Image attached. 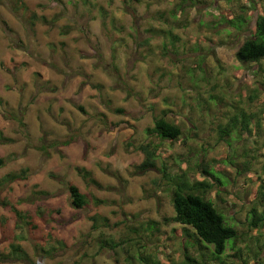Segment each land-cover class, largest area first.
I'll list each match as a JSON object with an SVG mask.
<instances>
[{"label":"rangeland","instance_id":"rangeland-1","mask_svg":"<svg viewBox=\"0 0 264 264\" xmlns=\"http://www.w3.org/2000/svg\"><path fill=\"white\" fill-rule=\"evenodd\" d=\"M182 1L0 0V182L12 174L0 183V264H127L99 241L148 219L161 223L148 247L160 264H264V226H249L262 208L264 60L237 59L245 35L230 23L249 4L253 28L264 0ZM161 116L178 139L150 133ZM228 118L239 119L230 135ZM150 142L157 167L141 171ZM164 164L213 183L208 197L239 234L220 260L204 241L184 249L183 225L165 223ZM70 185L88 205L73 206Z\"/></svg>","mask_w":264,"mask_h":264},{"label":"trees","instance_id":"trees-1","mask_svg":"<svg viewBox=\"0 0 264 264\" xmlns=\"http://www.w3.org/2000/svg\"><path fill=\"white\" fill-rule=\"evenodd\" d=\"M186 1L187 0H183L182 2ZM182 7L183 5H179L177 13L172 11L171 16H174L175 18L179 17L184 12V8ZM251 8L252 6L249 4H241V13H239L236 18L230 19V23L239 32V35H245L244 41L237 49V59L242 63L248 64L254 62L261 65L262 60H264V13L257 17L255 26L251 28L249 26L250 14H246L247 11L252 10ZM166 31L168 35H173L171 30ZM175 39H178V37L173 35L172 41H175ZM254 91V97H258L260 94V88H257ZM260 113L264 114V106ZM253 114L255 115V113ZM253 114L251 117L254 116ZM248 119H244L242 124L245 129H248ZM228 121V130L226 129V133L230 135L231 131L238 126L239 119L232 121L231 118H228ZM233 125L235 127H233ZM149 131L150 133L157 134L161 139L166 140L178 139L182 134L181 126L176 122L167 119L165 116L157 118L154 128L149 129ZM57 143L58 142H54V145ZM65 143L68 144L69 141L63 142L62 144ZM138 149L145 154V159L137 166V168L141 171L156 168L157 159L160 157L157 151V145L153 142L145 143L141 144ZM3 165L4 158L0 157V167ZM173 171L174 169H171V165L169 168L167 164L163 165L162 172L168 181V186L172 189L171 199L175 211V215L172 218H164L165 223L173 220L183 225L181 230L189 237L187 240L182 242L184 249L185 247L187 249L190 243L194 247H198L199 250L207 248L209 245H203L202 242L204 241L212 244L214 247L213 251H215L216 254H213L212 259L217 261L220 260L221 255L226 249L227 240L230 238L238 239L239 234L236 228L225 223L226 218L222 210L212 198L208 197V192L213 187V183L206 178L202 180L193 179L192 175L190 176V173L187 171L182 173H174ZM203 171L207 174L208 178L211 180L215 179L213 173L207 166H205ZM9 176L12 177V174H9L6 179H2L1 182L12 179ZM69 188L74 207L83 208L89 204V197L87 194L82 192L77 185H70ZM257 197L260 201L259 206L262 208L258 209L257 207H254L250 211L249 226L254 229L264 226V211H262L264 209V182L259 185ZM15 211L18 212V210ZM103 220L107 221V218H103ZM94 227L97 226L94 225ZM128 228L129 233L126 238L117 240L114 237H101L99 241L100 248L109 247L116 253L122 250L128 254L126 257L127 264H160V259L156 256H151L148 247L151 245L149 240L152 233L154 231H160L161 223L155 219H148L146 221H142L141 223L139 221L138 224H128ZM174 231L177 230L175 229ZM146 235H149L147 239H145ZM195 236L198 238L197 241ZM191 239H193V241H191ZM135 252L137 254H135ZM198 263L197 259L187 255V257H185L182 261L172 259L170 264Z\"/></svg>","mask_w":264,"mask_h":264}]
</instances>
